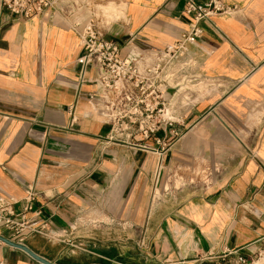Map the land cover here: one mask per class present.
I'll return each instance as SVG.
<instances>
[{
    "label": "crops",
    "instance_id": "1",
    "mask_svg": "<svg viewBox=\"0 0 264 264\" xmlns=\"http://www.w3.org/2000/svg\"><path fill=\"white\" fill-rule=\"evenodd\" d=\"M96 2L95 23L123 55L175 44L193 20L186 0ZM224 2L234 8L201 20L187 44L167 93L173 122L123 140L109 139L86 96L95 70L78 82L83 49L69 23L91 12L23 19L0 8V196L20 212L31 185L44 224L1 234L57 264H264V0ZM81 230L98 258L62 260L41 242L64 248ZM0 264L42 263L0 242Z\"/></svg>",
    "mask_w": 264,
    "mask_h": 264
},
{
    "label": "built area",
    "instance_id": "2",
    "mask_svg": "<svg viewBox=\"0 0 264 264\" xmlns=\"http://www.w3.org/2000/svg\"><path fill=\"white\" fill-rule=\"evenodd\" d=\"M96 1L0 0V8L23 19L44 13L51 20L55 14L69 16L76 9L91 12V18L85 22L69 23L80 38L83 49L78 58L79 84L85 80L89 68L95 70L93 88L86 96L110 124L109 139L123 140L137 134L144 137L156 134L163 129V125L173 122L168 112L167 93L175 89L177 82L183 78L187 44L193 43L202 33L198 23L211 15L228 12L234 6L227 5L224 0H208L203 4L186 0L184 11L193 20L179 41L147 53L130 48L123 55L122 46L116 40L104 37L95 23V14H99L100 18L105 11L104 6ZM68 112L70 128L77 122L75 102L68 107ZM158 155V162H161V154ZM35 196L34 188L27 184L25 204L20 212L14 210L12 197L0 196V230H7L12 235H18L23 229L43 233L44 224L37 225L40 211L33 209ZM28 212L32 213V220L25 216ZM237 263L253 264L254 260L240 256Z\"/></svg>",
    "mask_w": 264,
    "mask_h": 264
},
{
    "label": "rangeland",
    "instance_id": "3",
    "mask_svg": "<svg viewBox=\"0 0 264 264\" xmlns=\"http://www.w3.org/2000/svg\"><path fill=\"white\" fill-rule=\"evenodd\" d=\"M196 175L200 176V169L196 170ZM194 181V180H193ZM181 183L176 181L175 186H179ZM168 186V184H166ZM157 193V191H156ZM80 237H77L74 242L72 239L69 241V244L66 245V247L62 248V246H58V243H55L57 241H49L47 239H41V242L46 244L49 247V250L52 251L55 254H59L61 256L62 260H93L95 258H98V256L90 253L89 251L91 248L88 246V239L87 237L83 238L81 235L88 234L86 231L81 230L76 232ZM64 245V243H63ZM76 245V246H75Z\"/></svg>",
    "mask_w": 264,
    "mask_h": 264
},
{
    "label": "water",
    "instance_id": "4",
    "mask_svg": "<svg viewBox=\"0 0 264 264\" xmlns=\"http://www.w3.org/2000/svg\"><path fill=\"white\" fill-rule=\"evenodd\" d=\"M0 241L7 244V245H10V246H13V247H16V248L23 250L29 256H31L33 259L41 262L42 264H57V263H54V262L50 261L49 259L39 255V254H37L36 252H34L31 248H29L26 244H24L22 242L10 239V238L2 235V234H0ZM90 264H101V263H90Z\"/></svg>",
    "mask_w": 264,
    "mask_h": 264
},
{
    "label": "bare ground",
    "instance_id": "5",
    "mask_svg": "<svg viewBox=\"0 0 264 264\" xmlns=\"http://www.w3.org/2000/svg\"><path fill=\"white\" fill-rule=\"evenodd\" d=\"M261 263H262V262H261ZM261 263H260V264H261Z\"/></svg>",
    "mask_w": 264,
    "mask_h": 264
}]
</instances>
